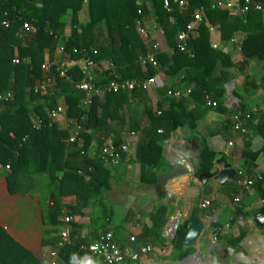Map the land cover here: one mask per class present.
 I'll return each mask as SVG.
<instances>
[{"label":"trees","instance_id":"obj_1","mask_svg":"<svg viewBox=\"0 0 264 264\" xmlns=\"http://www.w3.org/2000/svg\"><path fill=\"white\" fill-rule=\"evenodd\" d=\"M243 1L239 0V4ZM253 1L264 3V0ZM218 4L214 0H185V7L180 9L172 0L171 10L167 11L163 0H145L143 3L140 0H0V95H13L12 100H0V167H10L6 176L9 192L26 195L31 188V177L45 175L55 190V196L49 202L52 225L63 224L61 199L74 196L76 204L67 209L70 217L84 216V210L91 208V227L102 233L97 240L111 232L108 226L112 223L114 210L105 196L111 189L112 172L100 160L81 155V152L94 146L92 142L96 139V147L101 149L106 142L105 138H100L107 132L112 134L111 143L117 146L123 143L115 129H110L114 128L116 120L124 123L130 96L139 91L106 92L103 97L94 95L92 104L86 107V93L76 88L77 84L87 81L86 73L79 65L70 67L64 78L60 77L57 65L48 72L43 67L47 62L54 63L55 54L64 47L73 62L88 58L96 63L108 61L112 64L113 69L93 81L96 89L104 88L112 81L149 80L159 72L169 77L184 76L190 95L164 99L159 104V115L150 112L151 123L145 131L134 122L130 127V131L143 134L135 159L143 171H149L153 157L161 158L160 144L168 138L169 132L197 125L199 116L189 108L192 101L200 107L206 106L210 99L217 103L213 109L227 113L225 86L232 70L244 71L251 60L264 58V12L252 11L241 16L228 8L218 7ZM202 8L204 21L195 30L196 34L191 35L189 51L182 52L177 46V35L188 31L194 14ZM152 15L155 24L164 32L162 44L167 50L158 53V68L151 64L144 68L139 59L148 55L150 47L141 35L138 23L149 21ZM26 25L34 26L37 33H30ZM230 25L239 34L242 56L239 63H234L227 53L211 45L210 27L221 31ZM68 27L71 35L66 38ZM46 77L54 80V87L47 93L36 94L37 83ZM167 91L172 90H161V96ZM62 98L68 106L67 118L82 126L83 147L68 142L70 127L61 130L58 123L49 118L50 111ZM238 109L247 112L243 103L233 111ZM37 118L44 124L40 129L36 126ZM230 125L228 121L227 127ZM263 128L264 120L260 130ZM257 156L256 152L243 153L251 166ZM214 159V153L205 150L202 170L209 171ZM262 181L263 178L259 183ZM70 229L74 239L80 226L72 224ZM186 233L187 226L181 227L175 242L179 243ZM2 242L20 248L0 228ZM81 243L62 248L60 257L65 263L76 264L80 257L89 253L80 251ZM9 254L12 252L0 248V264H11L6 263ZM29 259L32 262L28 264H45L28 252L22 258L17 257V264Z\"/></svg>","mask_w":264,"mask_h":264},{"label":"crops","instance_id":"obj_2","mask_svg":"<svg viewBox=\"0 0 264 264\" xmlns=\"http://www.w3.org/2000/svg\"><path fill=\"white\" fill-rule=\"evenodd\" d=\"M140 1L143 3L145 0ZM214 2L238 3L239 0ZM257 3L264 8V3ZM217 6L219 7V4ZM154 22L155 17L152 15L149 21H145L147 29L152 28ZM210 32L211 45L213 48L217 46L214 49L227 53L234 63L242 60L239 34L235 27L224 26L221 31L214 28L210 29ZM195 34L196 31L192 33ZM70 35L71 30L68 27L65 37ZM152 35L163 43L162 37L154 32ZM145 42L147 43L146 40ZM165 50L167 48L162 44L161 52H166ZM54 61L57 64L63 63L68 68L79 65L86 73L87 81H95L105 71L114 68L108 61L98 63L97 70L87 68L85 59L73 62L69 60L68 54L59 51L55 54ZM153 78L155 83L149 90L130 96V103L125 108L124 123L116 120L113 123L114 128L110 129H115L117 137L121 138L123 143L134 144L135 152L125 154L126 157L123 156L119 166L110 168L112 185L105 197L108 204L113 206L114 217L108 229L115 233V239L122 247H129L133 251H139L145 245L152 247V251L143 255L139 262L128 260L123 264H264V228L258 229L253 221L256 211L264 205V133L263 129L260 130V123L264 120V58L251 60L244 71L232 70L225 86L227 113L206 106L198 107L192 101L189 108L199 116L197 125L194 128L183 126L169 132L168 138L160 144L161 158L154 156L152 167L149 171H143L140 162L135 159L143 134L130 131L131 125L133 122L137 123L143 131L149 127L150 112L159 115V104L164 99L169 100L171 91L161 96V90H189L184 76L169 77L159 72ZM104 94L103 92L99 97ZM241 103L247 106V112L258 108L261 114L251 121L238 120L237 112L244 111L233 110ZM228 121L231 123L229 127ZM238 121L248 128V134L242 135L234 129ZM68 123V118H61L58 122L59 128L67 130ZM161 132L159 131V134H163V131ZM110 134L107 132L100 139L105 138V144H109L113 140ZM96 141L97 139L92 142L95 147ZM230 143L233 145L230 146ZM205 150L215 155L209 171L221 170L223 164L216 166L215 162L224 160L236 170L234 179L223 185L217 184L213 179L203 184L199 176L209 172L202 170ZM200 152L201 163L197 171ZM245 152L258 153L253 166L244 159ZM240 171L255 180L261 176L263 181H256L254 186L246 191L238 183L237 174ZM7 173V168L0 167V228L25 252L45 264H50V254L57 249L64 227L63 224L52 225L50 217L49 202L50 198L55 196V190L47 176L37 175L31 177V188L26 195L11 194L7 185ZM256 192L261 195L262 200L257 199L248 207L245 199ZM205 201L209 202V206L202 208ZM75 202L74 196L64 197L59 205L64 213L68 212L67 209L73 207ZM84 213V216L72 217L70 227L74 224L80 226V229L74 239L71 234L72 244L69 246L81 242H95L102 234L95 232L91 227L92 209H86ZM197 220L203 222L204 228L194 246L187 247L184 238L190 226ZM177 224L179 226L176 230ZM183 226H187V233L176 243L175 239ZM0 248L12 252L6 263L17 264V257L22 258L25 253L20 248L3 242L0 243ZM84 255L77 264H100V260L91 254ZM60 261L65 262L61 257ZM31 262L29 259L23 264Z\"/></svg>","mask_w":264,"mask_h":264},{"label":"built area","instance_id":"obj_3","mask_svg":"<svg viewBox=\"0 0 264 264\" xmlns=\"http://www.w3.org/2000/svg\"><path fill=\"white\" fill-rule=\"evenodd\" d=\"M174 3L178 5L180 9L185 7V0H173ZM164 7L167 11L171 10V2L172 0H163ZM219 7L221 8H228L232 10L233 13L236 15L245 16L251 11H258L261 12L264 10L263 6L260 3H257L253 0H244L243 3H219ZM204 21V9H200L198 12H196L193 16L192 22L188 27L187 32H180L177 35V46L180 51L187 52L188 51V44L189 40L191 38L192 33L195 32L196 28ZM139 31L143 38L147 41L150 47V52L146 56H141L139 61L141 65L146 68L149 64H151L152 67L158 68V60L157 56L158 53L161 51L162 43L156 39H154L152 32H154L156 35L163 37L164 32L158 28V26L153 24L152 28L147 29L145 27V21L138 23ZM25 28L30 33H37V29L34 26H28L26 25ZM211 30H214L213 27L210 28ZM152 31V32H151ZM237 42V40H234ZM214 48H217V46H214ZM59 52L65 53L64 47H61ZM18 62V61H17ZM53 65H57V69L60 72V77L64 78L67 76V70L69 69L65 64H57V63H50L47 62L43 69L45 71H49L50 68ZM111 65V64H109ZM107 65V66H109ZM86 67L87 68H93L98 69L99 64L91 61L90 59H86ZM94 80H88L84 81L82 83L77 84V89L81 92L86 93V96L84 98V106L88 107L92 104L93 96H101L102 93L106 92H134V91H147L151 88L152 85L155 83V79L151 78L149 80L141 81V80H125L123 82L118 81H112L108 84V86L104 88H98L96 89L93 85ZM55 85V82L52 78L46 77L42 82H38L35 87V93L41 94V93H47L51 88H53ZM191 90L189 89L187 92H173L171 91L169 93L170 98H176L181 96L190 95ZM13 95L11 93H7L6 95H3L0 97V100L9 101L12 100ZM207 107L210 108H216L217 103L212 102L210 99H207L206 103ZM67 110L68 106L64 99H61L58 102L57 107L50 111L49 118L52 122H59L61 118H67ZM261 114L260 110L258 108H253L252 110L248 111L247 113L239 111L237 112L236 118L244 119L246 121H251L256 115ZM264 115V114H263ZM69 123L68 126L71 128V136L68 139V142L70 144H80L81 147H83L82 139L80 138V134L82 131V126L79 124L76 120L68 119ZM43 122L40 118L36 119V126L38 129L43 127ZM234 129L241 133L242 135L248 134L249 130L246 128L241 121H238L234 125ZM161 132V131H160ZM162 133V132H161ZM264 133V128H263ZM230 146L233 144L230 143ZM135 152V145L129 144V143H122L120 145H115L114 143H109L103 145L101 149L97 147H90L88 151H82L81 155H87L89 158L94 160H100L106 167L113 168L119 166L123 161V156L128 153H134ZM9 170V166L6 167ZM81 175H85L83 172H80ZM238 183L239 185L244 188L246 191H249L255 184L256 181L262 180L261 176L257 177V180L254 178H250L246 176V174L243 171L238 172ZM240 201V198L237 199V202ZM209 206V202L205 201L202 204V208H205ZM72 222V217L68 215L67 212H64V218H63V229L61 231V240L58 244V247L56 250L52 251L51 256V263L50 264H67L65 262L60 261V252L62 248L67 247L72 244L71 240V229L70 224ZM80 251H86L89 252L93 257L100 260V264H123L126 261H132V262H139L141 257L143 255H146L152 251V247L150 245H145L143 248H141L139 251H133L129 247H122L120 246L117 241L114 238L113 232H108L100 237L99 240L87 244H83L80 246ZM77 264V263H76ZM233 264V263H229Z\"/></svg>","mask_w":264,"mask_h":264},{"label":"water","instance_id":"obj_4","mask_svg":"<svg viewBox=\"0 0 264 264\" xmlns=\"http://www.w3.org/2000/svg\"><path fill=\"white\" fill-rule=\"evenodd\" d=\"M201 155H202V153L200 152L199 157H198L199 160H198V164H197L198 165L197 171L200 169ZM222 164H223V168L221 170L216 169V170H214V172L209 171L205 174H201L199 176V180L203 184H205L207 182V180L213 179L217 184L223 185L227 181L234 179V177L236 175L235 169H233L230 165L226 164L224 160H216V162H215L216 166H220ZM257 199L262 200V197L258 192L254 193L251 196H248L244 202L248 207H251ZM253 221H254V223L258 229L264 228V205L261 206L256 211V213L253 216ZM178 226H179V224H177L175 226L176 230H177ZM203 228H204V224L201 220L195 221L190 226L189 231L184 238L185 246H187V247L194 246V244H195L196 240L199 238Z\"/></svg>","mask_w":264,"mask_h":264},{"label":"rangeland","instance_id":"obj_5","mask_svg":"<svg viewBox=\"0 0 264 264\" xmlns=\"http://www.w3.org/2000/svg\"><path fill=\"white\" fill-rule=\"evenodd\" d=\"M3 95H5V94H3ZM3 95H0V97L3 96Z\"/></svg>","mask_w":264,"mask_h":264},{"label":"bare ground","instance_id":"obj_6","mask_svg":"<svg viewBox=\"0 0 264 264\" xmlns=\"http://www.w3.org/2000/svg\"><path fill=\"white\" fill-rule=\"evenodd\" d=\"M140 261V260H139Z\"/></svg>","mask_w":264,"mask_h":264}]
</instances>
